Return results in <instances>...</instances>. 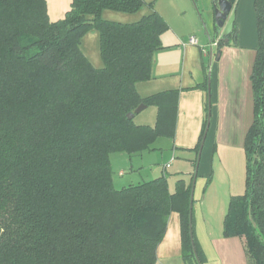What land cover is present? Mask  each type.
<instances>
[{"label": "trees", "instance_id": "1", "mask_svg": "<svg viewBox=\"0 0 264 264\" xmlns=\"http://www.w3.org/2000/svg\"><path fill=\"white\" fill-rule=\"evenodd\" d=\"M146 6L152 12L135 23L103 17ZM254 10L246 190L232 197L223 233L242 239L247 264H264V0ZM168 29L145 0H72L58 21L47 0H0V264H156L172 213L180 216L183 259L205 263L191 235L194 177L178 180L174 192L167 176L122 190L113 182V153L153 150L175 135L178 95L137 90L152 78ZM93 30L102 68L82 49ZM142 104L158 108L155 126L128 119Z\"/></svg>", "mask_w": 264, "mask_h": 264}, {"label": "crops", "instance_id": "2", "mask_svg": "<svg viewBox=\"0 0 264 264\" xmlns=\"http://www.w3.org/2000/svg\"><path fill=\"white\" fill-rule=\"evenodd\" d=\"M145 1L154 3L155 10L168 23L169 29L162 36V48L154 54L152 78L149 81L138 83L137 90L142 97L164 92H175L178 95L175 135L169 139L174 141V149L184 152L180 153L182 158L178 157L179 152H174V156L182 160V164H179V161L176 162L174 156L170 163L176 168L177 174H188L194 177V185L199 175V167L203 165V174L207 175L210 172L209 163L214 162V159H219L221 170L227 173L230 181V191L223 196V201L219 206H212L207 211L199 207L195 212L197 215L194 216V234L205 257L204 264L209 262V258L217 264H247L242 239L239 237L226 238L223 230L224 219L228 212V209H224L226 200H229L230 204L232 197L241 196L246 190L245 138L254 119L251 75L258 45L255 0H237L233 5V13L236 15L234 25L237 31L236 38L230 37L229 42L221 47L214 46L213 54L209 56L205 52L206 48H203L205 56L211 60L214 56L217 57L214 48L221 53L212 73L206 65L201 48H198L200 41L207 44L204 39L200 38L198 41L196 38L200 34L198 27L193 28L192 33L187 36L183 31L173 28L171 20L174 17L165 4L166 0ZM47 2L53 5L55 1L47 0ZM212 2L214 5V0ZM71 3L70 1V7ZM48 9L52 19L49 5ZM149 13L151 11L144 8L136 15L140 17V15L144 16ZM213 31L214 37L208 35L209 45L215 43L216 39L219 42L222 38L215 27ZM188 37H195L198 44L183 46L182 42L188 41ZM154 107L156 113L151 114L148 121L145 120L147 116H144L139 125L155 126L158 108ZM142 113L143 111L135 118ZM206 130L208 131L204 140ZM198 144L200 148L196 149ZM199 161L201 162L198 163ZM186 164L193 165L188 172L184 169ZM210 183L212 184L211 177L208 179L206 188L208 185L211 186ZM157 253L156 264H187L182 256L179 214H171L167 233Z\"/></svg>", "mask_w": 264, "mask_h": 264}, {"label": "rangeland", "instance_id": "3", "mask_svg": "<svg viewBox=\"0 0 264 264\" xmlns=\"http://www.w3.org/2000/svg\"><path fill=\"white\" fill-rule=\"evenodd\" d=\"M54 1L53 5L50 3H48V5L51 8L52 19L58 21L65 17L66 12L70 9L69 4L72 0ZM165 4L173 14L174 18L171 20L173 28L181 30L189 36L192 33V29L198 27L200 34H195L197 35L196 38L198 41L202 38L207 43L204 44L200 41V46H198V48H201L206 60V65L210 68V73H212L215 64H217V57L214 56L211 60L209 57L205 56L203 49L206 48V51H210L208 35L214 37L213 27H215V15L212 0H166ZM145 8L147 11L150 10L152 12V9L149 6H146ZM138 16L136 14L118 13L113 11H105L103 14L105 19L126 24L135 23L143 17L142 15H140V17L142 16L141 18ZM189 38L190 37H188L187 40H189ZM215 42H218V39H216ZM82 49L94 66L98 68L104 67V61L100 51V37L97 31H90L85 36L82 42ZM214 52L217 53V48H214ZM154 113H156V108L154 106H149L141 115L134 118V121L137 124H140L141 121H143L144 116H147V119L145 120L148 121L149 116ZM173 142L174 141L169 138H160L153 146V150H145L141 153L135 154H128L126 152L113 153L111 155V165L115 189L122 190L125 187L149 182L165 175L168 177L171 192H174L175 184L179 179L184 178L189 181L191 177L190 175L177 174L178 172L176 168L170 163L174 156V152L177 151L174 149ZM177 152H179L178 157L182 158L183 156L182 154L180 155V153H183L184 151L179 149ZM174 157L177 160L176 162L179 161V164H182V160L178 159L177 156ZM200 162L201 161L198 163ZM184 167L188 172L193 165L186 164ZM208 169L210 170L209 174L204 175V167L203 165L202 167L200 166L199 175L195 179L191 214L193 231L195 221L194 216L197 215L195 212L198 208L202 207L207 211V209L209 208L208 210H210V207L212 206H219L223 201V196H225V194L227 195L230 191L229 177L227 176V173L225 174L221 170L219 159H214V162H210ZM210 177L212 178V184L210 183L211 186L208 185L209 188H206ZM228 204L229 200H226V206H224L225 210L228 209ZM209 259V262L206 264H217L216 262H213L211 258Z\"/></svg>", "mask_w": 264, "mask_h": 264}, {"label": "water", "instance_id": "4", "mask_svg": "<svg viewBox=\"0 0 264 264\" xmlns=\"http://www.w3.org/2000/svg\"><path fill=\"white\" fill-rule=\"evenodd\" d=\"M214 22L215 27L219 31V34H221L222 38H224L225 42H229V37L233 33L235 21H236V15L233 13V5L229 0H217V3H214ZM220 52H217V59L220 56ZM147 108V105L142 104L140 105L134 112L128 114V119L133 120L137 114H140L142 111H144ZM207 131L204 135V140L207 136ZM203 140V144H204ZM202 144V145H203ZM197 175V172L195 173V177ZM194 193V185L192 188V196ZM191 197V214H192V200ZM192 219V217H191ZM192 223H191V235H192Z\"/></svg>", "mask_w": 264, "mask_h": 264}, {"label": "built area", "instance_id": "5", "mask_svg": "<svg viewBox=\"0 0 264 264\" xmlns=\"http://www.w3.org/2000/svg\"><path fill=\"white\" fill-rule=\"evenodd\" d=\"M190 44H198L197 39H196L195 37H190L188 41H183V42H182V45H183V46L190 45ZM217 45H218V42H215V43H211V44H210V51H205V52L208 54V56H209V54H210V55L213 54V53H212V52H213V47H214V46H217Z\"/></svg>", "mask_w": 264, "mask_h": 264}]
</instances>
